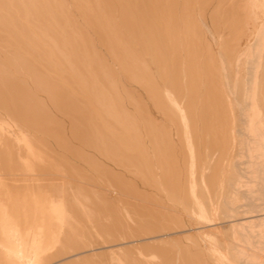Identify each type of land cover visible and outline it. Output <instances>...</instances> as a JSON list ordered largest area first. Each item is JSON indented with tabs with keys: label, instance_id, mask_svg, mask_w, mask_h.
Listing matches in <instances>:
<instances>
[{
	"label": "bare ground",
	"instance_id": "6f19581e",
	"mask_svg": "<svg viewBox=\"0 0 264 264\" xmlns=\"http://www.w3.org/2000/svg\"><path fill=\"white\" fill-rule=\"evenodd\" d=\"M94 1L88 19L118 36L108 44L126 54L131 80H145L165 126L142 104L140 119L129 113L115 76L101 72L111 69L80 59L68 3L0 0V264H96L105 255V264H264V0H186L182 16L178 0ZM215 1V13L193 12ZM182 19L201 22L186 40L160 31ZM161 196L184 213H164L163 203L148 215L129 202ZM180 239L190 246L169 245Z\"/></svg>",
	"mask_w": 264,
	"mask_h": 264
},
{
	"label": "rangeland",
	"instance_id": "374dc122",
	"mask_svg": "<svg viewBox=\"0 0 264 264\" xmlns=\"http://www.w3.org/2000/svg\"><path fill=\"white\" fill-rule=\"evenodd\" d=\"M64 2L68 3V5H69V10L71 11V12H69L70 13L69 14L70 15V19H72L73 22L76 23V27L73 30L71 37H72V39H74L78 43H80L79 44L80 46L78 47V52L81 55L80 59H83V58L84 59H88V60H94V59L97 60V59H99L100 60L99 63L92 65L95 69H97V67L99 69L101 67L107 68V69H111V71H101V72H103L105 74H108V75L113 74L115 76V80H116L115 81V87L118 90V92L120 93L119 95L122 96L123 101H124V106L127 107V110H128L129 113L135 114L136 117L138 119H140L139 116H138L139 112H138L137 106L142 104L143 106H146L147 111H148L147 113L149 114L150 118H156L157 122L159 124H162L163 126H165V119H164V117L162 115V112L160 110L156 109L155 106H153L152 101L150 100V93L148 91V88L146 87L145 80L144 81H142L143 79H140V80H137V81L131 80L129 78V72L122 70V67H123V65L125 63L120 61V57L121 56H125L126 54L125 55L119 54V52H118L119 49H118L117 46L112 47L111 45L108 44V42L116 41L118 39V36L110 34V32H111L110 28H107L106 29V34L102 36V34L98 30V28L94 24H92L90 22V20L88 19L89 16L86 13V11H88L91 8H94L95 5L97 4V1L91 0V1H88L87 3H83V1H79V0H64ZM214 5H215L214 7L212 6V7H209V8H208V6L207 7L202 6V7L198 8V9H194L193 12L194 13H200V14L203 13L205 15H207L209 12L215 13L219 9V7H218L219 1H215ZM177 6H178L179 14H180V16H182V12L184 11V8L186 6V0H178L177 1ZM54 7H56L55 9L57 10V5L56 4L54 5ZM196 24H201V22H199L198 19H192V20H189V21H183V19H182L181 21H179V23H172L171 24V23L167 22V24L159 25V27H161L160 31H165L166 32L167 30H171L172 31L171 33L168 31L169 35H170L169 37L174 42H178L179 39H180V41L186 40V38H187V34H186L187 30L190 29L193 25H196ZM120 33H122V35H124V36L129 37L127 35V33L123 29H121ZM104 39H106L107 41H104ZM84 40L86 42H88L89 44H87L86 46L82 45L81 41H84ZM120 49L124 50V46L123 47L120 46ZM134 49L135 50L137 49L136 53L139 56H141V57H143L145 59V62H136V63H140V64L142 63L144 65L151 66L150 70L155 72V77H156L157 82L160 85H162V83H163L162 75H161L159 70H157L156 68H154V66H152V62L150 61V58H149L148 54L144 53L143 51H141L140 48L139 49L138 48H134ZM180 54L182 56L186 57L187 52H185L184 49H181ZM23 78H24V80L27 79V81H28V83L30 85L33 84L32 81L30 80V77L26 76V77H23ZM112 88H114V87L112 86ZM40 95L44 96L45 94L44 95L40 94ZM46 100H47V104L50 106L51 105L50 100L48 98H46ZM57 115H58V118L62 120V122L63 121L66 122L65 124H66V126H68V130L70 131L71 126H69L70 123H69L68 119L64 115L63 116H61L60 114H57ZM142 136H143V138L147 136L145 131L143 132ZM145 141L148 144H150V142L148 141L147 138H146ZM51 142L54 145L55 149H58V146L55 145L54 141L52 140ZM75 144L78 147H81V145H82V144L80 145L78 143H75ZM89 151H91V150H89ZM148 152L151 154L152 153L151 149ZM92 153L94 155H96L97 158H99L102 161H104L106 165H109L110 168L113 169L114 171L118 172V170H120V168H117V167H120L119 165L115 166L114 162L112 163L111 160L107 161L108 159L104 155H103V158H104L103 159V158H101L102 155H100V154L98 155L95 151H92ZM105 158L107 160H105ZM70 159L73 162H76V163H78L80 165H83L85 167L87 173H89V175L91 176L90 178H94L95 180H98L97 183L98 184L100 183L99 185L101 187H102V185H103V187H105V186L107 187L104 190L109 189L108 184H106L107 182L106 183L104 182L106 185L103 184V181L99 179V178H101V176L100 177H99V175L97 176V174H95V172L89 166H87V164L85 162L81 163L78 160H76L73 156H70ZM238 165H240V164H238ZM238 165H237V168H239ZM125 174L128 176V178L132 179L130 174H128L126 172H125ZM96 176H97V178H95ZM94 179H93V181H95ZM89 181L91 182L92 179L89 180ZM89 181H87V182H89ZM101 181H102V183H101ZM92 183H94V185H92ZM90 184H91V186H90ZM88 186L96 187V184H95V182H91V183H89ZM138 186H139V188H141L143 190H146L149 193L153 192L152 188L150 189L146 185V183H144V182H142L140 180L138 181ZM50 191L52 193H50L48 191L47 192L49 194H53V190H50ZM165 197H162L161 200L160 199L158 200L155 197L154 198L145 197V199L142 198V197H136V198H134L135 200L134 199L133 200L130 199L129 202L130 203L133 202L134 204L137 203L138 205H140L141 206L140 210H142V208L145 211L147 210L148 215H155V214H157V212L159 213V211H156V210H157V208L162 206L163 203L166 204L168 208H169V206H172V207L169 208V211H168L167 207H164L167 210V211L162 210V211H164V213H172L173 210H176V211H173V213L177 212V211H179V213L180 212L184 213V211H185L184 203H180L179 204V203L175 202L174 200L171 201V199H169L167 196H165ZM141 198H142V200H141ZM154 199H156V200H154ZM166 199H168V200H166ZM151 200H152V202H150ZM164 201H168V202H164ZM149 204H151V205H149ZM138 205H137V208H138ZM155 205H157V206L155 207ZM177 205L181 206L182 208L178 207ZM129 206H130V204H129ZM130 207H131V209H135V207H132V205ZM177 207H178V210H177ZM161 209L162 208L160 207L159 210H161ZM154 212H155V214H154ZM140 213H141V211H140ZM130 214L132 215L131 212H130ZM146 214L147 213H144V215H146ZM85 218H86V220L87 219L92 220L93 216L91 217V215H90V216L85 217ZM254 222L256 223L254 227H258L260 222L258 220H254ZM88 226L92 227L93 225H89L88 224ZM65 229L68 230L69 227H66ZM256 230H258V228H256ZM68 231H66L67 232L66 234H68ZM222 231H223V233H225L224 230H222ZM221 235H224V234H220V236ZM48 236H51V234H49ZM221 237H223V236H221ZM224 238H227V236L224 237ZM211 239H213V237ZM228 240H229V246L231 248V253H232V255H234L235 254V238H234V236L233 237L230 236V237H228ZM189 244H190V242L187 239H180L179 241L174 240L172 243H169L170 246H173V245L190 246ZM144 252L146 254L150 253V251H148V250H144ZM107 257H108V255H105L102 258V260L106 259ZM102 260H95V262H96V264H105V262H102V263L100 262ZM263 261H264V258H263ZM239 262H240V264H252L251 262H247V261H244V260L243 261L239 260ZM85 264H90V263H85Z\"/></svg>",
	"mask_w": 264,
	"mask_h": 264
}]
</instances>
